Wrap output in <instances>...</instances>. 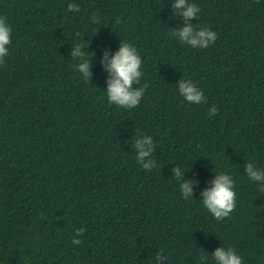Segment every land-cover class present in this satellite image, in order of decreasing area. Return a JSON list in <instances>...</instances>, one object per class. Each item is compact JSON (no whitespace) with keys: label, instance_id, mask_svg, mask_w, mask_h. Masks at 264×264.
Here are the masks:
<instances>
[{"label":"trees","instance_id":"16d2710c","mask_svg":"<svg viewBox=\"0 0 264 264\" xmlns=\"http://www.w3.org/2000/svg\"><path fill=\"white\" fill-rule=\"evenodd\" d=\"M173 2L0 0L12 29L0 66V264H155L161 250L165 264H215L219 246L264 264V190L245 173L249 161L264 169V0H191L194 26L217 33L207 49L170 35L183 26ZM81 41L95 54L90 82L70 55ZM121 42L142 59L134 87L149 85L132 109L109 103L100 63ZM180 79L206 103H187ZM138 133L156 145L151 171L136 159ZM175 166L199 181L193 197ZM214 172L235 181L236 208L220 221L200 196Z\"/></svg>","mask_w":264,"mask_h":264},{"label":"clouds","instance_id":"9594fccd","mask_svg":"<svg viewBox=\"0 0 264 264\" xmlns=\"http://www.w3.org/2000/svg\"><path fill=\"white\" fill-rule=\"evenodd\" d=\"M171 7L173 14L181 15L183 19V26L173 28L170 33L173 38H177L181 43L192 48L200 49H207L216 42L218 37L215 31L208 27H196L191 22L193 19H197L200 12V8L196 3L191 2V0H174ZM67 11L79 12L80 6L76 3H69ZM99 19L97 15L93 14L92 21L94 23L98 22ZM11 33L12 29L7 22V17L0 16V66L6 62L5 58L9 51L8 45L12 43ZM89 44L87 41L76 42L70 50L71 58L78 61L74 68L86 82H90L92 75L90 65L95 55L90 51L91 58H87ZM100 63L103 70L108 74L106 93L109 103L125 109L138 106L149 85L145 83L142 86L134 87V85L140 84V78L143 75L141 71L142 59L135 46L131 43L121 42L114 53H110L106 49L103 51ZM176 85L179 95L187 103L193 105L206 103L204 92L191 79H180ZM217 113L218 109L215 105L209 108L210 116ZM132 146L136 150V159L143 169L151 171L156 167V160L154 159L156 145L151 136L138 133ZM188 171L190 170L186 171L179 166L172 169V176L179 182V189L184 199L193 197L194 186L199 184L197 179L185 178V173ZM214 173V177L208 182L209 186L200 191V196L203 206L217 221H220L229 217L236 208L235 181L228 173ZM245 173L251 181L259 183L262 190H264V169L258 168L253 161H249L245 165ZM85 231L86 229L83 227L75 229L72 238L73 245L83 243L80 237L83 236ZM211 257L215 264H243V258L231 246L215 248ZM154 260L155 264H165L167 262L163 250L156 254ZM201 260L206 261L207 256H202Z\"/></svg>","mask_w":264,"mask_h":264}]
</instances>
